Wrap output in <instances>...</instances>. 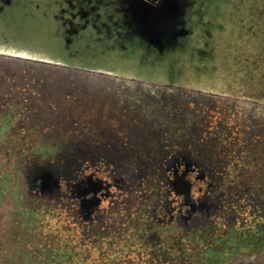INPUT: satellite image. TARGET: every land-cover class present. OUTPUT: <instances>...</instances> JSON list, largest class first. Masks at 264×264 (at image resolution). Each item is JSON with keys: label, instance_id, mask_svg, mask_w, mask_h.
Here are the masks:
<instances>
[{"label": "flooded vegetation", "instance_id": "obj_1", "mask_svg": "<svg viewBox=\"0 0 264 264\" xmlns=\"http://www.w3.org/2000/svg\"><path fill=\"white\" fill-rule=\"evenodd\" d=\"M206 4L185 0L173 21L164 0H0V264L10 219L27 234L45 206L79 244L126 245L131 264H264V82L110 63L186 48ZM32 239L17 238L15 264L35 263Z\"/></svg>", "mask_w": 264, "mask_h": 264}, {"label": "rangeland", "instance_id": "obj_2", "mask_svg": "<svg viewBox=\"0 0 264 264\" xmlns=\"http://www.w3.org/2000/svg\"><path fill=\"white\" fill-rule=\"evenodd\" d=\"M204 1L207 4L199 7L198 13L191 16L194 36L186 48L145 61H141L138 56L121 59L111 57L110 63L116 67L115 70L123 71L127 68L135 71L128 73L142 71L144 74L141 69L150 68L156 76H171L192 80L194 83L220 82L238 91H244L246 84L264 82V78L259 77V72L264 76V0ZM200 12H206L204 19L201 18ZM201 49L204 53L200 55L197 50ZM163 66H178L181 70L178 68L179 74L170 75L169 70H162ZM155 67L158 69H152ZM193 67L202 69L194 70ZM16 178H10L14 188L18 185ZM10 201L9 197L1 198L0 207L4 204L5 207L12 206ZM25 203L30 207L38 206L36 200L33 202L28 198ZM42 208L47 211L46 206ZM46 211L32 218V225L27 226V234L17 232L20 223L16 222V217L10 219L9 225L13 230L6 237L4 247L7 252L10 249L13 252L6 256L7 259L13 260L11 264H15L17 259L23 261L26 256L16 248L15 241L19 243L17 238H34V255L27 256L28 260L35 258L33 264H131L127 259L126 245L114 243L98 247L89 239L85 244H79L77 239H73V231L70 229L72 224L63 218L60 211L55 209L51 214ZM6 221H9L8 217ZM56 239L58 240L55 243ZM68 248L75 251L74 257H62V250L66 251Z\"/></svg>", "mask_w": 264, "mask_h": 264}, {"label": "water", "instance_id": "obj_3", "mask_svg": "<svg viewBox=\"0 0 264 264\" xmlns=\"http://www.w3.org/2000/svg\"><path fill=\"white\" fill-rule=\"evenodd\" d=\"M165 7L167 8V11L171 10L173 21H175V19H182L185 11V0H164V8ZM168 7H171V9ZM174 7L175 10L173 11ZM173 30H174V24L172 22L164 23V32L166 34L170 35L171 33H173Z\"/></svg>", "mask_w": 264, "mask_h": 264}, {"label": "trees", "instance_id": "obj_4", "mask_svg": "<svg viewBox=\"0 0 264 264\" xmlns=\"http://www.w3.org/2000/svg\"><path fill=\"white\" fill-rule=\"evenodd\" d=\"M259 77H260L261 79L264 78L263 74H261L260 72H259ZM255 85H258V83H256ZM261 85L264 87V83H262Z\"/></svg>", "mask_w": 264, "mask_h": 264}]
</instances>
